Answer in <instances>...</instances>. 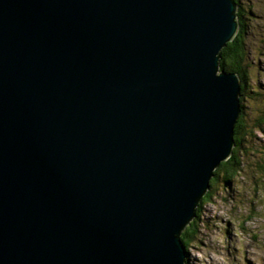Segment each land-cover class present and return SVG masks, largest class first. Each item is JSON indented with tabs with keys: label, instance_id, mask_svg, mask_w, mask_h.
Listing matches in <instances>:
<instances>
[{
	"label": "water",
	"instance_id": "1",
	"mask_svg": "<svg viewBox=\"0 0 264 264\" xmlns=\"http://www.w3.org/2000/svg\"><path fill=\"white\" fill-rule=\"evenodd\" d=\"M236 0H0V264H186L235 146Z\"/></svg>",
	"mask_w": 264,
	"mask_h": 264
},
{
	"label": "rangeland",
	"instance_id": "2",
	"mask_svg": "<svg viewBox=\"0 0 264 264\" xmlns=\"http://www.w3.org/2000/svg\"><path fill=\"white\" fill-rule=\"evenodd\" d=\"M237 3L239 26L238 12L243 24H247L248 86L260 91L258 98H261L264 96V0ZM262 100L247 99L250 112L253 110L250 104ZM253 126L248 129L255 136L250 139L251 144L243 147L240 156L243 171L229 187L217 183L218 191L214 190L213 198L203 206L200 232L189 248L190 264H264V172L259 171L264 160L258 158L264 155L261 153L264 133Z\"/></svg>",
	"mask_w": 264,
	"mask_h": 264
},
{
	"label": "trees",
	"instance_id": "3",
	"mask_svg": "<svg viewBox=\"0 0 264 264\" xmlns=\"http://www.w3.org/2000/svg\"><path fill=\"white\" fill-rule=\"evenodd\" d=\"M238 1V0H237ZM239 3V2H238ZM240 19V26L237 31V34L234 36L233 40L229 41L220 51V69L225 71H234L239 74L241 80L240 87V103H241V113L235 124L234 131V139L235 146L233 148V152L231 156L222 161L220 165L214 170V177L211 179V185L207 193L204 195L202 201L197 207L195 217L191 220L190 224L186 226L184 231L182 232V239L186 246V264H190V253L189 248L193 245L198 238V233L200 232V224H201V216L203 213V206L209 202L215 191L217 192L215 185L219 183L223 184L225 187L231 186L232 182L235 181L237 175L243 171L241 167V152L243 151V147H246V144H251V138L254 137L255 133L249 131L248 128H254L253 124H255L256 128H260L264 133V101H258L256 105L253 103L252 111L250 112V106L247 102L249 100H260L264 99V96L258 98L260 91H256V89L251 90L248 86V65H247V51L245 38L247 36V24H243L241 18V14L238 12ZM246 27V28H245ZM244 36V37H243ZM255 95V96H254ZM257 96V97H256ZM257 111V112H254ZM255 114V115H254ZM255 118H251V116ZM252 121V122H251ZM262 142V141H260ZM262 146V145H261ZM262 149L264 146L261 147ZM262 154H264V149L261 150ZM259 159L264 160L263 157H258ZM257 161V160H256ZM259 171L264 172V164H259ZM215 190V191H214Z\"/></svg>",
	"mask_w": 264,
	"mask_h": 264
},
{
	"label": "bare ground",
	"instance_id": "4",
	"mask_svg": "<svg viewBox=\"0 0 264 264\" xmlns=\"http://www.w3.org/2000/svg\"><path fill=\"white\" fill-rule=\"evenodd\" d=\"M238 4V3H237ZM236 35V34H235ZM219 64H220V58H219ZM219 69H220V67H219ZM226 72H234V71H226ZM236 73V72H235ZM238 74V73H237ZM238 76H239V74H238ZM239 78H240V76H239ZM240 107H241V103H240ZM235 131V130H234ZM209 190V189H208Z\"/></svg>",
	"mask_w": 264,
	"mask_h": 264
}]
</instances>
